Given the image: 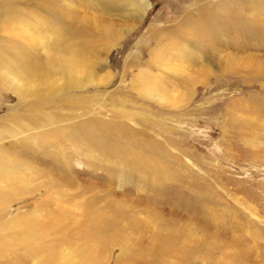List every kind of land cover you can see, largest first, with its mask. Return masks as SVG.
I'll return each instance as SVG.
<instances>
[{"label":"rangeland","instance_id":"rangeland-1","mask_svg":"<svg viewBox=\"0 0 264 264\" xmlns=\"http://www.w3.org/2000/svg\"><path fill=\"white\" fill-rule=\"evenodd\" d=\"M148 3L139 15L130 13L135 7L130 4L120 17L106 16L116 34L99 35L95 50L79 51L73 61L86 63L70 68L69 60L59 58L67 53V43L54 41V32L5 26L0 14V47L21 45L30 64L41 68L26 82L24 76L7 75L5 62L0 66V149L25 162L0 173V242L16 241L12 255L23 258L29 243L30 264H47L46 256H55L59 262L54 264H80L78 247L97 244L84 242L80 232L111 218L140 222L146 231L143 243L159 223L189 221L190 244L197 246L188 264H235L227 239L230 225L236 226L232 231L249 248L244 264H264V131L259 130L264 105L257 101L264 94L257 71L249 66L264 52H242L231 44L218 49L216 61L208 59L201 51L214 48L206 41L209 24L198 15L206 0ZM231 15L234 22L236 14ZM239 37L230 40L237 43ZM31 119L46 125L32 130L33 135L47 130L46 149L36 138L30 140L33 151L28 150L18 144L27 133L9 134L17 125L29 128ZM85 124L89 130L95 126L97 146L85 142L81 132L82 142L66 140L75 127L88 129ZM99 143L114 144L115 151L129 148L144 160H120ZM22 215L33 225L25 238L26 232L19 231ZM14 218L10 229L5 223ZM215 222L220 227H213ZM199 226L220 235L208 253L197 244ZM98 256L101 264H116L119 250L114 246Z\"/></svg>","mask_w":264,"mask_h":264},{"label":"bare ground","instance_id":"bare-ground-1","mask_svg":"<svg viewBox=\"0 0 264 264\" xmlns=\"http://www.w3.org/2000/svg\"><path fill=\"white\" fill-rule=\"evenodd\" d=\"M233 1L235 0H206V3L201 8L199 7L198 15H203V18L206 17L205 22L209 24V31H207L206 41L209 40L210 42H208L210 43V45L214 47L211 50L204 47L202 48L201 53L203 55H206L208 59H214L213 61H216V53L217 51H219L218 49L224 47L225 45L231 47V44H234L232 45V47H237L242 52L248 50H258L264 52V0H236V3H233ZM130 4L135 5L134 9L130 12L135 15H139V13L144 11L149 6L148 0H136L134 3H129L127 0H2L0 2V14H3L1 18L3 19L5 26H9L11 23H16L18 24V26H23L26 29H39L41 26H43L46 27L47 30L54 32L56 34L52 36L54 41H64L65 43H67V53H65L64 56H59V58L62 57L66 58V60H69L68 62L70 63L68 64V67L70 68L73 66V64H75L73 61L78 56L79 51L93 52L95 50V43L100 37L99 35H102V38H111L116 34V31H114L112 28L113 23H111L106 16H113L114 14H117L119 16V14L121 15L128 12V7L130 8ZM231 14H236L234 22H232V20L234 19L231 18L233 16ZM215 22L221 24V27L219 29L215 28ZM222 24L225 25L222 26ZM103 32L106 33L103 34ZM178 33L179 29L177 30V32H175V34ZM172 36L173 34L170 37L172 38ZM224 36H226V39L224 38ZM236 36H240L238 38L240 42L236 43L235 41L230 40L231 38ZM22 48L23 47L19 44H13V46H11L10 49L8 48V50L6 51L0 47V66H4L5 62L6 65H8L7 67L5 66L7 68L5 69L7 75H12L11 77L24 76L23 78L26 80V82H29V79L34 80L36 76H39L38 71H40L41 68L39 69L37 65L30 64L27 56L24 54V50L22 51ZM80 60L81 61L75 60L76 62H78V64H75L76 66L85 64L87 61L84 58ZM249 66L257 71L258 74L256 75V77H259V79L261 80V93L264 94V56L254 57L253 62H251ZM45 67V69L47 70V65H45ZM49 68L52 71L58 69L57 66L50 65ZM262 99L257 100L260 105H264V100ZM258 112L257 114H260ZM89 124L92 123H88V125ZM88 125L86 126L88 129H84L85 127L81 128V125H79V129L81 128V131H79V129H76L75 127L71 131L70 135L67 136L66 140L71 142L77 141L79 139L78 134L80 137L81 132L83 136L82 138L85 140V142L90 143L91 146H97L98 144L95 145V143H97L96 137L94 136L95 134L93 135L91 130L95 126H91L92 128H90L89 130L90 125ZM26 126H29V128L25 129L23 126L17 125L16 128L14 127L12 130H10L9 134L13 137L27 133L25 138L22 136L24 139H22L18 144H21L28 150L33 151L34 145L32 143L34 141L31 142L30 140H36L37 138L39 147H41L42 149H46L47 130H44L37 135L32 134V130H35L41 126L45 127L46 125H44L43 123H36L34 119H31ZM259 130L260 132H263L264 128H261ZM53 134L55 135L54 132ZM112 139V143L118 142L119 138L116 133L112 135ZM79 140L81 141V139ZM114 144H112L111 147H107L104 143V146L99 143L105 153L108 152L111 155L115 154L118 158L121 157L119 158L120 160L127 161L129 159L128 161L131 163L142 162L144 160L141 157L135 158L136 156L132 154V151L129 150V148H126L124 152L119 150L115 151ZM126 151L127 154L131 153V156L129 158H125L124 153ZM141 159L143 160L141 161ZM23 163L25 162H22L20 158L12 155L9 150L6 151V149H0V173L7 172L13 167L17 168L20 166V164ZM3 215L4 214H0L1 220ZM19 217H22V225H20L19 231L23 233L26 232V234L23 235V238H25L27 232H29L33 228V225L31 224L32 222H30V220L28 219L29 216L27 217L22 215ZM14 221L15 218L9 219V222H6L5 224L11 229ZM214 224H212L213 227L217 225L218 227H220L219 223L215 222ZM190 226L191 225L189 221H186L185 224L183 223V225L180 224L179 221L174 220L166 221L165 223H163V225H160L159 223L158 226H156L154 229L151 228L153 230L150 231V241L148 243H143L146 231L145 228L141 227L140 222H138L137 220L128 219L127 222L125 221L124 223L123 221H117L111 218L110 221L105 220L104 222H100L99 224L96 223L90 226V228H88L86 231L80 232L84 242H89L92 240L97 244L91 245L87 243L86 245H82L83 247L81 245L78 247L79 249L82 248L83 251V255L81 256V261H79V263L101 264V259L98 258V254H100L101 251L103 252L104 250H110L115 246L119 250V256L117 258L116 264H122V262H120V257L123 255L125 256L124 259L126 260L125 264H137L138 261H140V263L143 262L141 264H145L144 261L148 262L147 264H174V262H172L171 260L169 261V259L172 258H176L178 260L177 264H188L189 262H191V254L195 249V245L192 246L190 244V241L192 240L191 237H193L192 234L189 233ZM39 227L44 226L42 224V226ZM235 227L236 226L230 225V234L228 235V237L230 238L227 239L228 241H230V245L232 246L233 250V258H230L231 260L235 261V264H244V262L246 261L244 259L245 257H247L249 248L247 246V243L242 242V236L238 237L234 233V231H232ZM4 228H6V226H4ZM55 229L56 231L58 230L57 232L61 231V229L57 226H55ZM198 229L199 231H202V234L201 240L197 244L200 245L201 248H206V250L204 251L205 253H208L209 250L213 249V247L220 242V235L216 230L209 227V230L204 226H199ZM13 232L15 231L12 230V233ZM15 234H17V232ZM69 235L70 234L68 232L67 237H69ZM13 238L14 237H12V239ZM2 239L4 241V237ZM26 240H28V238ZM15 242L9 243L7 242V239L6 242H0V264L29 263L27 260V258L31 259L28 257L31 250L28 247L29 243L24 246L26 256L23 258L21 255H12V250L15 248V246H13ZM189 244L191 246H189ZM32 250H34V248ZM158 254H163L168 258H165L164 256V258L162 256V258H160ZM44 255L43 257L46 256ZM145 255L150 256L149 259L143 260V256ZM46 257L44 262L47 264H54V262L57 260L55 256Z\"/></svg>","mask_w":264,"mask_h":264}]
</instances>
